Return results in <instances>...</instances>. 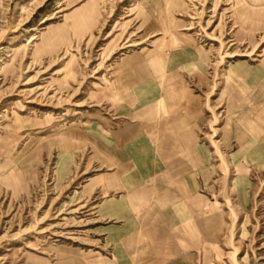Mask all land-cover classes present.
<instances>
[{
	"label": "rangeland",
	"instance_id": "1",
	"mask_svg": "<svg viewBox=\"0 0 264 264\" xmlns=\"http://www.w3.org/2000/svg\"><path fill=\"white\" fill-rule=\"evenodd\" d=\"M181 25L211 51L200 90L210 197L231 211L199 264H264V168L251 172L241 203L239 152L225 128L237 116L241 65L264 63V0H0V264H45L62 248L107 252L95 240L109 222L88 211L100 201L95 177L109 173L93 123L110 115L113 64Z\"/></svg>",
	"mask_w": 264,
	"mask_h": 264
},
{
	"label": "crops",
	"instance_id": "2",
	"mask_svg": "<svg viewBox=\"0 0 264 264\" xmlns=\"http://www.w3.org/2000/svg\"><path fill=\"white\" fill-rule=\"evenodd\" d=\"M172 29L113 64L110 115L93 123L95 156L109 173L95 177L100 201L88 211L109 222L95 240L107 252L62 248L45 264H199L200 250L217 247L227 230L231 211L210 197L215 165L203 138L211 51L188 27ZM239 84L237 116L225 128L239 152L232 185L244 203L251 172L264 168V63L241 65Z\"/></svg>",
	"mask_w": 264,
	"mask_h": 264
}]
</instances>
